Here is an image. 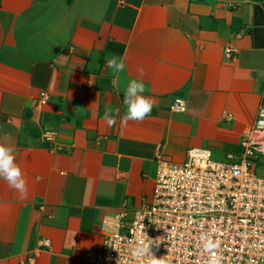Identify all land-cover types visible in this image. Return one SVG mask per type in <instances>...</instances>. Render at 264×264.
Segmentation results:
<instances>
[{
	"label": "crops",
	"instance_id": "1",
	"mask_svg": "<svg viewBox=\"0 0 264 264\" xmlns=\"http://www.w3.org/2000/svg\"><path fill=\"white\" fill-rule=\"evenodd\" d=\"M138 66L152 111L109 127L105 105L125 111L111 81ZM260 109L264 0H0V137L27 187L0 179V264H97L103 228L152 200L158 158L237 161Z\"/></svg>",
	"mask_w": 264,
	"mask_h": 264
},
{
	"label": "built area",
	"instance_id": "2",
	"mask_svg": "<svg viewBox=\"0 0 264 264\" xmlns=\"http://www.w3.org/2000/svg\"><path fill=\"white\" fill-rule=\"evenodd\" d=\"M47 100L42 93L39 105ZM172 108L185 110L181 100ZM261 110L243 134L237 161L219 160L199 148L188 150L180 165L158 158L152 200L132 217L122 212L114 228L105 226L101 250L87 258L97 264H148L150 259L156 264H212L213 258L216 264H264V177L256 169L264 166ZM43 137L52 142L56 133L46 131ZM202 236L218 246L206 250ZM158 237L159 246L150 248L154 256H131L138 243Z\"/></svg>",
	"mask_w": 264,
	"mask_h": 264
},
{
	"label": "clouds",
	"instance_id": "3",
	"mask_svg": "<svg viewBox=\"0 0 264 264\" xmlns=\"http://www.w3.org/2000/svg\"><path fill=\"white\" fill-rule=\"evenodd\" d=\"M106 67L113 70L115 73H126V63L121 57L110 55L106 59ZM143 66L137 67L138 76H126L125 80L118 82L116 79L111 81L114 88L122 87L124 113L120 115V108L111 105H105L103 112V120L109 127L116 123V117L120 116V123L127 124L129 121H142L152 111V100L144 95L146 85L142 79L144 75ZM261 116H264V109L261 110ZM261 127H264V119L258 121ZM15 148L8 142V137H0V179L7 182L9 187L16 190L21 199H24L27 194L26 180L23 171L15 158ZM162 240L158 238H150L147 242L141 241L130 250V254L134 258H143L154 256L150 251L151 246H159ZM201 241L206 250L214 249L218 246L217 241H213L207 236H202ZM117 249V248H116ZM119 250V249H118ZM148 264H156L155 260H148ZM212 264H216L215 258Z\"/></svg>",
	"mask_w": 264,
	"mask_h": 264
},
{
	"label": "rangeland",
	"instance_id": "4",
	"mask_svg": "<svg viewBox=\"0 0 264 264\" xmlns=\"http://www.w3.org/2000/svg\"><path fill=\"white\" fill-rule=\"evenodd\" d=\"M258 170L257 175L260 177H264V166L261 168V166H258V168H256ZM260 170H262L263 172H260Z\"/></svg>",
	"mask_w": 264,
	"mask_h": 264
}]
</instances>
